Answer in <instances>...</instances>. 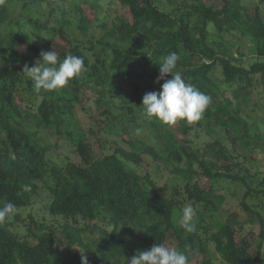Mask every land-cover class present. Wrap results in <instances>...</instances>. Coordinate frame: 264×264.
<instances>
[{"label":"trees","instance_id":"trees-1","mask_svg":"<svg viewBox=\"0 0 264 264\" xmlns=\"http://www.w3.org/2000/svg\"><path fill=\"white\" fill-rule=\"evenodd\" d=\"M262 3L3 0L0 206L12 202L16 214L0 224V264H82V256L88 264H127L156 243L184 252L187 263L264 264ZM50 50L61 61L83 57L88 71L37 91L24 70ZM171 52L183 78L212 98L199 121L176 127L146 117L141 105L145 93L161 90L159 63ZM91 108L105 111L91 116ZM87 114L100 152L83 129ZM59 134L79 162L49 157ZM230 185L244 189L240 204L260 224L254 254L252 228L222 215ZM42 188L47 216L32 212L25 234L15 232L11 225L26 222L18 210ZM189 204L197 211L193 233L177 222Z\"/></svg>","mask_w":264,"mask_h":264},{"label":"clouds","instance_id":"clouds-1","mask_svg":"<svg viewBox=\"0 0 264 264\" xmlns=\"http://www.w3.org/2000/svg\"><path fill=\"white\" fill-rule=\"evenodd\" d=\"M3 3V0H0ZM180 57L171 52L159 63L157 82L163 80L159 92L151 91L144 94L142 106L144 115L156 118L162 124L173 126L178 121L195 123L199 121L210 105L212 98L187 82L177 70ZM41 63L25 68L28 78L33 81L37 91H55L69 85L74 78H79L88 69L83 57L67 55L62 61L59 54L50 50L41 52ZM38 61V60H37ZM171 74V79L166 78ZM139 131V130H137ZM16 214V205L12 202L0 206V224ZM197 211L192 205L183 207L178 224L185 233L196 231L195 217ZM82 264H88L87 257L82 256ZM187 255L164 244H154L149 249L138 251L127 259V264H187Z\"/></svg>","mask_w":264,"mask_h":264},{"label":"rangeland","instance_id":"rangeland-1","mask_svg":"<svg viewBox=\"0 0 264 264\" xmlns=\"http://www.w3.org/2000/svg\"><path fill=\"white\" fill-rule=\"evenodd\" d=\"M115 0H104L105 5L107 6H111V4L114 2ZM212 2H217L218 4H222V0H210ZM243 3L246 6H249L250 8H253L259 0H242ZM261 10L264 16V3L261 4ZM259 95V99L262 100V102L260 103V108L258 109L259 114L262 116H264V91H263V87H259L257 89ZM255 95V94H254ZM95 94L89 90H87L85 92V103L89 105H92L93 103H90L94 100ZM254 100H256V96H254ZM258 100V99H257ZM93 107V106H92ZM81 110V109H79ZM91 116L93 115V113L96 114V116H100V114L102 112H104L105 110H96L95 108H91ZM82 115V112L80 113V116ZM90 115L87 114V117L85 115L84 120L82 121L83 123V129L86 131L87 135H88V139L90 140V142L93 144V147L95 149L96 152H100V147H99V139H97L96 136L92 135L91 133L88 132V129L91 125V120L90 118H92ZM105 117V116H103ZM178 123H176L175 125H173V127H176ZM132 127V129H134V125H130ZM264 126V125H262ZM105 135V133H104ZM109 135V134H106ZM180 136H182V133L179 134ZM193 133H190V137H193ZM112 136V135H111ZM110 137V135H109ZM114 137V135H113ZM55 138H57L56 140H58V148H55L52 150V152L49 154L50 158H54L55 160H59L61 161L63 158H66L67 156H70V159L73 161H80V156L77 155L75 152H73L71 149V143L66 139V137H64L63 135H55L53 137V140H55ZM116 142H118L119 146H123L126 148H129V146L126 144L125 142V138L118 136L117 138H115ZM200 145H203L200 143ZM112 152V151H111ZM147 160H145L143 166L146 167L147 166ZM259 165H260V177L261 179L264 178V154L260 156V161H259ZM163 180H161V183H163ZM204 183L206 182V179H204ZM230 187L228 190L224 189L223 192H225L226 194V201L224 202V204L222 205V215L224 216V218H227L228 216H230L231 214H234L236 219L243 225L244 227V231L247 229H251L252 228V235H251V239L252 241L255 240V238L258 237L259 233H260V224L258 221H255L254 223H251V219H250V214L249 212L245 211L243 209V207L241 206L240 202L243 198L244 195V189L243 188H237L235 185H230L228 186ZM264 187V186H263ZM39 197L38 200L36 199L34 201L33 204L25 207V208H20L18 211L20 212L22 218H24L26 220L25 223L23 222H17L14 223L13 225H11V228L15 231V232H20V234H25V229L23 228L25 225H27L28 219H29V215L33 212L36 215H38L39 219L43 218V216H47V212L46 209L44 207V201H45V197H46V193L45 190L42 188L39 193H38ZM235 194V195H234ZM263 214H264V210H263ZM258 250V245L257 243H255L254 241L252 242V247L250 248V252L251 253H255ZM263 250H264V245H263ZM187 264H200V262L198 260H192ZM216 264H225L221 258L218 257Z\"/></svg>","mask_w":264,"mask_h":264}]
</instances>
